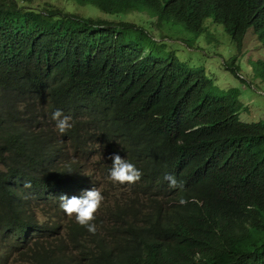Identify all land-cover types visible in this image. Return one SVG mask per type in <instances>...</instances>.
I'll use <instances>...</instances> for the list:
<instances>
[{
    "label": "trees",
    "instance_id": "obj_1",
    "mask_svg": "<svg viewBox=\"0 0 264 264\" xmlns=\"http://www.w3.org/2000/svg\"><path fill=\"white\" fill-rule=\"evenodd\" d=\"M75 1L147 18L0 0V264L29 244L23 264H264V121L242 120L239 89L221 90L165 41L199 37L211 20L238 55L248 31L264 48V0ZM236 61L224 68L239 77ZM251 64L264 83V58ZM56 110L72 117L64 135ZM106 154L141 179L94 219L95 234L61 225L59 196L89 190L87 171L107 178L112 161L93 158Z\"/></svg>",
    "mask_w": 264,
    "mask_h": 264
},
{
    "label": "rangeland",
    "instance_id": "obj_2",
    "mask_svg": "<svg viewBox=\"0 0 264 264\" xmlns=\"http://www.w3.org/2000/svg\"><path fill=\"white\" fill-rule=\"evenodd\" d=\"M18 2L25 7L61 10L69 14L93 19L143 24L145 18H147L135 12L129 15H108L91 5L79 6L75 0H18ZM211 22V20L205 22L208 30L206 29L199 37H194L185 32L176 35V33L172 34L166 31L167 39L165 41H169L171 44L170 49L176 50L180 60L188 62L191 66L204 67L207 75L213 79L214 84L221 90L239 89L240 101L247 108L241 114L242 120L246 122L264 121V83L255 77L251 64V62H256L257 59L264 58V48L258 43L257 37L251 34V31H248L244 39L243 52L245 54L238 55L235 45L224 33L222 26L209 24ZM177 30L179 29L177 28ZM152 34L157 38L164 36V33H161L155 27ZM180 36L188 42H182L178 39ZM233 56H237L238 62L236 61V64L239 66V77L224 68V62L229 61ZM252 80L251 85H253L250 86L248 82L250 83ZM100 217H103V212H101ZM104 227H107L106 223H104ZM30 247L31 244L20 254H15L14 258L16 260L12 264H23L21 261L23 255Z\"/></svg>",
    "mask_w": 264,
    "mask_h": 264
},
{
    "label": "clouds",
    "instance_id": "obj_3",
    "mask_svg": "<svg viewBox=\"0 0 264 264\" xmlns=\"http://www.w3.org/2000/svg\"><path fill=\"white\" fill-rule=\"evenodd\" d=\"M51 119L55 121V129L60 135H64L73 127L72 117L65 115L61 110L54 111ZM93 158L98 161H105V164L112 161L107 178L103 177L104 173L101 171L92 173L87 171L85 176H92L91 180L95 182V184H90L87 181L90 184L89 190H86L80 196L68 197L67 195H61L58 199L60 208L67 216L61 225L64 226L71 220L85 227L89 233L95 234L94 219L100 217L101 212H103L102 218H104L105 209L111 205L115 197H121L122 192H124L123 189L128 188L124 184L131 185L138 182L142 177V172L119 154H106L103 158L94 155ZM67 172L72 171L68 170ZM165 179L169 182L170 188H184L183 182L177 181L172 175H165ZM186 202L183 198L179 200L181 205Z\"/></svg>",
    "mask_w": 264,
    "mask_h": 264
}]
</instances>
